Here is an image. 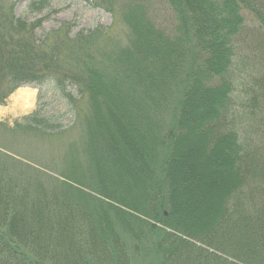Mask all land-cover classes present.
Wrapping results in <instances>:
<instances>
[{"label": "trees", "instance_id": "16d2710c", "mask_svg": "<svg viewBox=\"0 0 264 264\" xmlns=\"http://www.w3.org/2000/svg\"><path fill=\"white\" fill-rule=\"evenodd\" d=\"M18 1L3 5L0 0V105L23 86L41 88L52 84V88L63 95L66 87L72 85L90 96L99 92V87L103 93L113 89L116 79L109 76L104 80L106 75L97 68L98 62L88 54L81 59L78 53L90 37H98V29H81L72 35L70 23L64 22L38 36L42 20L28 21L16 16L14 9ZM85 1L110 13L119 7V14L132 37L129 49L118 56L129 63L126 67L130 65L138 72L143 71L141 66L146 64L155 71V65L162 68L157 63L161 59L165 66L175 69L182 58L184 65H189L187 84L197 79V70L201 71L199 87L202 92L210 91L209 97L205 94L207 98L200 96L192 101V93L189 99L188 96L181 98L171 111L167 109L163 113L157 110L151 113V108H143V113L149 112L150 117L162 114L150 126L170 133L190 122L185 128L192 132L203 130L201 125H207L205 120L199 125L198 122L197 127L193 124L194 115L190 116L196 108L201 115L204 113V119L210 120L208 124L214 139L209 137L208 131L205 146L200 139V147L194 153H190L194 151L191 149L189 154L195 165L186 159L181 163L173 159L174 170L180 165L177 171H172L173 177L167 176L169 172L154 179L149 172L135 176L133 173L130 178L137 176L135 182L146 177L145 185H140L141 189L135 192L140 197L143 195L146 202L135 205L116 196L114 200L110 198L113 203H101L93 209L70 199L65 201V198L56 202V197L41 190L32 194L20 175L4 178V173L7 175L9 171L0 163V264H136L145 247L155 252V256L152 255L158 259L156 264H201L197 259L204 253L209 259L211 253L196 247L187 238L235 256L243 264H264V81H247L242 86L238 84L240 78L233 73L236 53L240 54L241 47H247L253 49L252 60L259 61L256 68L261 71L259 78L264 80V0H159L177 19V29L187 39L182 45L179 34L172 36L171 31L157 24L153 16L154 0ZM76 45L79 50L74 48ZM75 60L80 65L71 69ZM127 73L125 78L133 77V71ZM139 75L144 79L146 74ZM211 79L216 85L207 87L205 83ZM238 90L239 102H236L233 94ZM209 98L212 101H208ZM219 109L233 114L225 118V113V117L219 119L228 121L221 127L215 123L218 119L215 111ZM174 118L177 124L171 128ZM23 120L26 124L16 123L14 128L25 132L53 128L37 118V112L24 116ZM218 133L225 134L228 141L216 147L215 141L222 139ZM139 137L140 134L135 133L131 139ZM161 140L163 147L169 148L166 136ZM171 148L172 152L163 151L172 154H166L168 161H172L178 145ZM201 157L209 162L200 165ZM247 177L262 181L242 192L243 204L250 203L248 212L240 209L234 198L242 190L238 180ZM231 181L234 182L230 185ZM229 200L235 202L229 204ZM94 212L97 213L92 218ZM149 219L170 231L157 228ZM118 222L123 229L116 228ZM183 253H191V256L193 253L194 258L185 259ZM210 261L212 259L204 264H212ZM216 261L217 264L222 262L220 258Z\"/></svg>", "mask_w": 264, "mask_h": 264}, {"label": "rangeland", "instance_id": "374dc122", "mask_svg": "<svg viewBox=\"0 0 264 264\" xmlns=\"http://www.w3.org/2000/svg\"><path fill=\"white\" fill-rule=\"evenodd\" d=\"M1 1L5 5L10 4L13 0ZM118 8L116 7L115 12L110 13L102 8L94 7L91 2L85 0H19L15 6L16 16L28 21L42 20L41 26L37 29L38 36L58 28L64 22L70 23L72 35L81 29H98V37L94 38L96 35L90 37L78 53L81 59L86 58L88 54L92 60L98 62L99 67L97 68L102 71L104 76L106 75L104 80H107L109 76L116 79L112 83L113 89L103 93V89L99 87V92L92 93V96L81 92L77 86L72 85L66 87V93L63 95L54 90L52 84H45L41 88L23 87L34 90V97L28 107L22 109L15 104L12 97L18 89L9 95L3 105H0V153L8 156V159H5L3 155L0 156V163H4L6 166L4 168L9 171L7 175L4 173V178L9 175L15 178L19 175L22 176L32 194L41 190L48 196L56 197V202L58 199L65 198V201L70 199L73 202H80L82 207L88 209L97 208V205L99 207V204L105 202L113 203L115 196L116 199L122 201L129 200L132 205L146 202V199H142V197L145 198L143 195L140 197L135 193L137 189H141L140 185H145L146 177L143 176V179L135 182L137 176L130 178L133 173L135 176L137 174L146 175L149 172L152 175L151 178L154 179L162 175L166 176V172H169L167 176L170 174L173 177L174 172L180 166L177 165L174 170L171 167L174 165L173 159H179L180 163L186 159L187 162L195 165V160L191 159L189 152L194 149L190 152L194 153L200 147V139H203V147L205 146L208 131L209 137L212 138L210 124H208L210 120L204 119V113L201 112V115L196 108L192 109L190 116L194 115L193 124L197 127L205 120L207 125H201L203 130L192 132L191 129L185 128L190 122L185 123L181 129L170 133L165 130L158 131L155 126H150L162 114L157 113L150 117L149 112L143 113V108H151V113L154 110L162 113L167 109L171 111L173 104L175 106L181 98L185 97L186 99L188 96L189 99L192 93L198 96L192 95L193 97H190L192 101L200 99V96L207 98L204 95L209 97L210 91H201L198 79L202 73L199 70L195 73L196 69L194 73L197 79H192L187 84V81L190 80L189 65H184L182 58L179 61V66H176L175 69L165 66L161 59H158L157 63L162 65V68L155 65V71L152 70L151 65L146 66V64L141 66L143 71L138 70V72L133 66V69L130 68V65L126 67V64L129 63H125L123 57L118 59V56L129 49L132 37L129 36L130 30L126 22H123ZM153 12L160 27L167 32L171 31L172 36L179 34L182 39L181 41L179 38L181 45L187 43V39L177 29V19L165 3L154 0ZM252 50L241 47L240 54L236 53L235 60H233V73L237 78H240L238 84L242 86L247 81L254 80L256 83L264 81L259 78L261 71L256 68L259 66V61L257 58L252 60L254 57L251 56ZM256 62H258L257 65H255ZM79 65L80 62L75 60L71 69H76ZM129 70L133 71V77L125 78L128 75L127 72H130ZM138 73L146 74L144 79ZM205 84L207 87H211L216 85V82L211 79L209 83ZM233 95H236V102H239V90L237 94ZM260 96L262 97V95ZM231 97L233 98V96ZM210 98L208 101H212ZM71 106L73 107L71 108ZM34 112H37V118L44 120L53 128L40 129V132L33 129L25 132L14 128L16 123L26 124L27 121H24L23 117ZM215 114L218 118L215 123L219 127L224 122L228 123V121H219L220 118L233 115L226 109L225 111L219 109L215 111ZM34 124L40 126L37 123ZM176 124L177 121L174 118L171 128H175ZM158 132L161 133V136L158 135ZM182 132L184 133L181 134ZM135 133H139L140 137L131 139ZM197 133L200 134L197 135ZM180 134L182 137L179 136ZM218 134L222 139L215 141L216 147L228 141L225 134ZM165 136L169 148L162 145L161 139ZM210 138H207V141ZM171 145H178V148L175 149L176 154L171 158L172 161H168L166 154H172L163 153V151L168 149L172 152ZM165 161L168 163L166 164ZM198 162L202 165L209 161L205 157H201ZM157 173L158 175L155 176ZM251 175L254 176V174ZM252 179L251 177L238 180V185L242 190L238 189L240 190L239 195H234L236 202L233 201L234 199L229 200V204L233 201L240 209L246 212L250 210V203L243 204L245 202H243L242 192L246 187L262 182L259 178H254V181ZM233 182L231 181L230 185ZM219 200L218 198L216 203ZM96 213H93L92 218ZM149 222L154 223L159 229L170 231L155 220ZM121 224L118 222L119 226L116 225V228L123 229ZM122 232L124 233V231ZM129 232L134 233L131 229ZM174 233L183 237L177 232ZM126 234L128 233L125 232L124 235ZM151 236L153 237V234ZM187 239L196 247L203 248L212 254L209 259L205 258V253L202 258L199 257L197 262L200 260L201 264L210 259H212L210 261L212 264H217L216 260L219 258L222 260L219 264H228V262L243 264L235 256L231 257L223 251H216L196 239ZM233 246L236 248V245ZM193 249L195 248L193 247ZM152 254L155 256L154 251H149L145 247L143 256L137 259L136 264H156L158 259L156 260ZM183 256L185 259H190L191 253H183ZM191 258H194L193 253Z\"/></svg>", "mask_w": 264, "mask_h": 264}, {"label": "bare ground", "instance_id": "6f19581e", "mask_svg": "<svg viewBox=\"0 0 264 264\" xmlns=\"http://www.w3.org/2000/svg\"><path fill=\"white\" fill-rule=\"evenodd\" d=\"M34 97V90L31 88H19L12 97L15 104L22 107H28Z\"/></svg>", "mask_w": 264, "mask_h": 264}]
</instances>
